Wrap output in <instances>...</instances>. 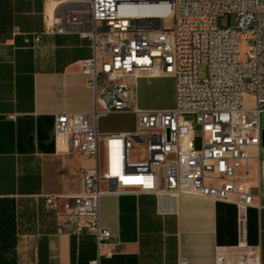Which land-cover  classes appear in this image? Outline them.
I'll list each match as a JSON object with an SVG mask.
<instances>
[{"label":"built area","instance_id":"2783aa9c","mask_svg":"<svg viewBox=\"0 0 264 264\" xmlns=\"http://www.w3.org/2000/svg\"><path fill=\"white\" fill-rule=\"evenodd\" d=\"M160 3L61 0L52 16L46 10L45 26L35 37L78 34L92 42V54L81 68L91 76L94 107L60 112L55 118L60 141L96 161L81 169L80 189L67 201L59 225L60 232L95 237L97 257L89 264H100L103 255L112 254L104 251L112 233L100 221L103 195H192L234 203L242 210L260 204L246 178L264 128V0H172L169 17L122 13ZM230 14L236 15L235 23L220 26V18ZM242 39L249 41L245 58ZM200 64L207 66L203 79ZM165 74L175 79V106H135L130 87L137 78ZM123 112L135 114L134 130L99 131L103 115ZM114 148L119 153L116 166ZM59 198L49 195L47 202L59 209ZM177 264L189 261L179 258ZM216 264L255 263L218 250Z\"/></svg>","mask_w":264,"mask_h":264},{"label":"crops","instance_id":"0c3cea01","mask_svg":"<svg viewBox=\"0 0 264 264\" xmlns=\"http://www.w3.org/2000/svg\"><path fill=\"white\" fill-rule=\"evenodd\" d=\"M59 1L0 0V264H89L97 257L94 236L59 231L67 201L80 189L81 169L96 165L71 151L55 128L57 113L90 111L95 103L91 76L81 68L91 40L78 34L35 39L46 10L50 15ZM102 118L100 132L134 130H109ZM252 155L246 181L260 204L243 210L192 195H103L100 221L112 233L104 251L112 254L100 264H177L179 258L216 264L218 250L264 264V147ZM49 195L60 196L59 209L48 204Z\"/></svg>","mask_w":264,"mask_h":264},{"label":"rangeland","instance_id":"374dc122","mask_svg":"<svg viewBox=\"0 0 264 264\" xmlns=\"http://www.w3.org/2000/svg\"><path fill=\"white\" fill-rule=\"evenodd\" d=\"M51 3V2H50ZM236 15L230 14L220 18V26H229L235 23ZM249 48V41H241V51L245 58ZM198 75L201 79L207 77V66H198ZM176 87L173 76L165 74L159 76L139 77L136 84L130 87V100L135 106L144 109H165L175 106ZM249 101V100H248ZM102 125L109 130L121 127H136V116L131 112L110 113L102 116ZM100 120V119H99ZM264 124V116H262Z\"/></svg>","mask_w":264,"mask_h":264},{"label":"bare ground","instance_id":"6f19581e","mask_svg":"<svg viewBox=\"0 0 264 264\" xmlns=\"http://www.w3.org/2000/svg\"><path fill=\"white\" fill-rule=\"evenodd\" d=\"M172 0H156V2H162L160 4H151L149 6H139V7H133V8H126L122 11V13L124 14H127V13H144V14H148V15H158V16H162V17H169L170 15H172V12H171V6H170V3H171ZM169 2V3H168ZM58 5V2L56 3V6L57 7ZM55 9V8H54ZM53 9V11H54ZM53 11L50 13L49 16H52L53 14ZM118 157H119V153H118V149L117 148H114L113 149V161L115 163V166H116V163L118 161ZM114 166V168H115ZM116 169V168H115ZM114 173H116V170H114Z\"/></svg>","mask_w":264,"mask_h":264},{"label":"water","instance_id":"95a60500","mask_svg":"<svg viewBox=\"0 0 264 264\" xmlns=\"http://www.w3.org/2000/svg\"><path fill=\"white\" fill-rule=\"evenodd\" d=\"M262 146L264 147V128H263V134H262Z\"/></svg>","mask_w":264,"mask_h":264}]
</instances>
